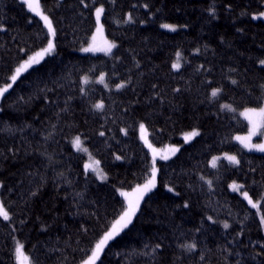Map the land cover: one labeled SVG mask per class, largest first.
<instances>
[{"label": "trees", "instance_id": "trees-1", "mask_svg": "<svg viewBox=\"0 0 264 264\" xmlns=\"http://www.w3.org/2000/svg\"><path fill=\"white\" fill-rule=\"evenodd\" d=\"M40 2L54 51L0 98V201L9 215L0 216V264H19L20 245L29 264H83L127 209L120 191L151 175L141 124L154 145L181 147L157 161V187L96 264H264V154L235 141L249 129L238 111L264 102V0ZM98 6L110 54L82 52ZM0 23L1 88L49 31L21 0H0ZM191 130L199 135L186 143ZM226 153L239 163L213 167ZM89 156L105 180L85 167Z\"/></svg>", "mask_w": 264, "mask_h": 264}, {"label": "snow or ice", "instance_id": "snow-or-ice-1", "mask_svg": "<svg viewBox=\"0 0 264 264\" xmlns=\"http://www.w3.org/2000/svg\"><path fill=\"white\" fill-rule=\"evenodd\" d=\"M25 3L27 4L28 8L32 11L35 12L37 15H39L41 17V19L45 22V25L48 27L49 32L52 33V35H55V29L52 26V21L48 18V16L44 15L42 11H40V4H39V0H25ZM104 9L103 8H97L96 9V18L97 21H99L101 14L103 13ZM260 16H264V13H260ZM129 19H131V17H129ZM102 27V26H101ZM163 27L165 28H169L172 31H175V27L172 25H163ZM100 29L98 28V31ZM93 44L89 45V47L82 49V51L85 52H95V51H104L105 53L110 54L112 48L115 47L114 44L105 41V45L103 47H97L95 45V40L96 37L93 36ZM54 48V45L52 44V42L50 41L47 48L43 49L41 52L36 53L34 56H31L28 58V60H26L24 62V64H22L20 67L16 68L15 70V75L11 76V81L12 83H15V81L17 80V78L21 75L22 72H26L29 68H31L34 64H39L40 60L43 58L44 55L50 53ZM179 56V54H177ZM260 63L262 65H264V60L260 61ZM179 63L173 65V67L175 68H179ZM100 83H104V77L102 76L100 78ZM85 83H88L87 77H85ZM233 83H235V81H233ZM107 87V85H105ZM12 87V84H7L6 86H4L3 88H0V96H3L5 92H7L9 90V88ZM125 87L124 84H120L117 85V88H123ZM219 92V89L217 90H213L212 92V96L215 97ZM95 108L102 110L104 105L102 103L100 104H96L94 105ZM224 107L226 108H230L229 105H224ZM241 115H243L245 117V119H247L249 121V123L252 125V131L249 132L247 137H236V139L238 141L241 142V144L244 145V147L246 148H256L259 151L264 152V144H256L253 145L251 144V137L253 135L256 134V131L260 128H264V106H261L259 108H249L246 109L245 112L241 113ZM140 128L142 131L145 130V126L143 124L140 125ZM101 135H103V133H101ZM199 135V133L197 131H193L191 133H189L185 139H189L190 137H195ZM74 144L77 148L78 151H87L86 148H81V141L79 137H76ZM149 147H151V145H149ZM173 151H176L175 149ZM120 157H117V159H119ZM163 159H167L168 157H162ZM225 159H227L230 163L233 164H238L239 161L236 159L235 156H230L225 154ZM219 159V157L214 158L213 162H212V166L216 167V160ZM96 165L99 164V161L95 162ZM153 164H155V158H153ZM86 168H91L92 171L96 172L97 175H99L101 177V179H103V175L101 174V171L98 170L96 167H94L93 165L89 164V165H85ZM155 172L156 169L153 168L152 171V176L151 178L143 185V186H138L137 189L135 190V193L133 194H129L126 192H121V195L124 196L127 200H128V207L127 209L124 211V213L120 216V218L115 221V223H113L111 229L109 231H107L104 236L98 241V243L95 245V249L92 251V254L90 257H88L87 260H85L83 262V264H96L97 259L99 258V255L101 253V251L103 250V248L105 247V245H107V243L114 239L115 236L119 235V233L121 231H123L124 228H126L131 222H132V218L135 215L136 211L138 210L139 207V203L140 200L143 199V196L150 192L152 190V188L155 187ZM209 184H211V181H208ZM241 186L236 185L235 183H233L232 188L234 191H239V188ZM169 191H171V189H169ZM242 195L248 200V203L252 205V207L254 208H259V204L258 203H254L252 201V199L248 196V193H242ZM134 197V198H132ZM0 216L3 217V219L7 220L9 219V215L7 210L5 209L4 205L2 202H0ZM261 221L264 222V216H261ZM225 228H228L229 225L227 223L224 224ZM159 247V245L157 246ZM185 247H187L189 250L194 249L196 246L195 244H191V245H186ZM23 248V245H20L19 248L17 249V256L18 259H21V264H28V260L29 258L27 256H24L21 249ZM203 259V257H201Z\"/></svg>", "mask_w": 264, "mask_h": 264}, {"label": "rangeland", "instance_id": "rangeland-1", "mask_svg": "<svg viewBox=\"0 0 264 264\" xmlns=\"http://www.w3.org/2000/svg\"><path fill=\"white\" fill-rule=\"evenodd\" d=\"M22 2H24L25 3V0H21ZM26 4V3H25ZM39 4H40V11H42L43 12V14L44 15H46V16H48L44 11H43V9H42V7H41V2H40V0H39ZM26 6H27V4H26ZM27 8H28V6H27ZM97 8H103L102 6H98ZM96 8V9H97ZM29 9V8H28ZM30 10V9H29ZM31 11V10H30ZM32 12V11H31ZM34 15H36L40 20H42L41 19V17L39 16V15H37L35 12H32ZM102 16H103V13L101 14V16H100V19H99V21H97V18H96V27H95V31H94V33H93V35H92V37H91V40L89 41V43L84 47V48H87V47H89V45H91V44H93V36H95L96 37V40H95V45L97 46V47H103L104 45H105V41H107V42H110V43H112V44H114L112 41H110V40H108L107 39V37H106V34H105V29H104V25H103V22H102ZM95 17H96V10H95ZM256 17H259V15H256ZM48 18L50 19V17L48 16ZM51 20V19H50ZM43 21V20H42ZM44 22V21H43ZM44 24H45V22H44ZM166 25H169V24H166ZM52 26H53V23H52ZM102 26V27H101ZM172 26H174V25H172ZM47 27V26H46ZM175 28H177L176 26H174ZM53 28H54V26H53ZM98 28L100 29L99 31H98ZM47 29H48V27H47ZM48 31H49V29H48ZM54 39H55V35L53 36L52 35V33L51 32H49V41H48V44H49V42L51 41L52 42V44L54 45V48H55V43H54ZM48 44L44 47V48H42L41 50H39V51H37V52H35V53H33V54H31V56H34L36 53H38V52H41L43 49H45V48H47V46H48ZM115 45V44H114ZM54 48H53V50L50 52V53H48V54H46V55H44L43 56V58L40 60V62L46 57V56H48L49 54H51V53H53V51H54ZM83 48V49H84ZM112 50H113V48H112ZM111 50V51H112ZM82 52H84V53H90V54H98V53H102V54H108V53H105L104 51H95V52H85V51H82ZM31 56H29V57H31ZM26 60H28V59H26ZM25 60V61H26ZM24 61V62H25ZM24 64V63H23ZM35 65H37V64H34L33 66H35ZM32 66V67H33ZM20 67V66H19ZM30 69V68H29ZM28 69V70H29ZM25 72H22L21 73V75L22 74H24ZM13 75H15V73L13 74ZM20 75V76H21ZM19 76V77H20ZM18 77V78H19ZM17 78V79H18ZM13 84L12 83V81H10L8 84ZM7 85V84H6ZM6 85H4V86H6ZM3 86V87H4ZM3 87H1V88H3ZM10 89V88H9ZM6 93V92H5ZM4 93V94H5ZM2 96H0V98H1ZM225 105H229V104H225ZM230 106V108H227L228 110H234V107L232 106V105H229ZM264 106V105H263ZM226 108V107H225ZM246 109H249V108H246ZM246 109H242V110H240V111H238V114H239V116L241 117V118H243L244 120H246L247 122H248V124H249V130H248V132L247 133H244V134H238L236 137H247L248 136V134H249V132H251L252 131V125L249 123V121L247 120V119H245V117L243 116V115H241V113H243V112H245V110ZM144 125V124H143ZM145 126V125H144ZM193 131H197L198 132V130H191V131H189V132H186V133H184L183 134V140H184V142H190L194 137H190L189 139H185V137L189 134V133H191V132H193ZM139 133H140V137H141V140H142V142L145 144V146L147 147V149L150 151V154H151V158H152V164H153V158H155V164H153V168H155L156 169V172H155V187L154 188H152V190L151 191H153L156 187H157V167H156V165H157V161H159V160H169L170 158H172L176 153H177V151L179 150V148L181 147V145H176V144H168V145H165V146H156V145H154L152 142H151V140H150V137H149V134H148V131H147V129H146V127H145V130L144 131H142L141 130V128L139 129ZM236 137H235V141L237 142V143H239L242 147H244V145L243 144H241V142L240 141H238L237 139H236ZM80 141H81V143H82V140H81V138H80ZM251 144H253V145H256V144H264V128H260V129H258L257 131H256V134L255 135H253L252 137H251V142H250ZM149 145H151V147H149ZM82 146H83V148L85 147V145L82 143ZM246 150H248V151H251V152H256V153H262V154H264V152H262V151H259L258 149H256V148H251V149H249V148H246V147H244ZM176 150V151H173V150ZM227 155H230V156H235V155H233V154H229V153H226ZM168 157L167 159H163L162 157ZM90 157V159H89V161H90V164L91 165H93L94 167H96L98 170H100L101 171V169H100V167H99V164L98 165H96L95 164V162L96 161H98V160H96L95 158H93V157H91V156H89ZM217 157H219V159H217L216 160V164H217V162L219 161V160H227V159H225L224 157H225V154H223V155H219V156H216V157H213V159L214 158H217ZM236 157V156H235ZM213 159H212V162H213ZM237 159V158H236ZM228 161V160H227ZM229 162V161H228ZM153 168H152V170H151V175H150V177H149V179L151 178V176H152V171H153ZM95 173V175L100 179V180H105L106 179V176H105V174L101 171V174L103 175V179H101V177L99 176V175H97L96 174V172H94ZM148 179V180H149ZM147 180V181H148ZM146 183V182H145ZM144 183V184H145ZM143 184V185H144ZM143 185H140V186H143ZM137 188H135V189H133V190H130V191H128V190H121L120 191V194H121V192H126V193H129L130 195L131 194H133V193H135V190H136ZM150 191V192H151ZM150 192H148V193H146L144 196H143V199L150 193ZM240 194H242V192H240ZM122 196V195H121ZM243 196V195H242ZM124 199H126L124 196H122ZM244 197V196H243ZM132 198H134V197H132ZM245 198V197H244ZM142 199V200H143ZM246 199V198H245ZM142 200H140L141 202H142ZM247 200V199H246ZM248 201V200H247ZM126 202H127V207H128V200L126 199ZM140 204V203H139ZM140 206V205H139ZM138 209H139V207H138ZM19 248V246L17 247V249ZM24 255V254H23ZM24 256H26V255H24ZM18 261H19V264H21V259H18ZM28 264H29V261H28Z\"/></svg>", "mask_w": 264, "mask_h": 264}, {"label": "bare ground", "instance_id": "bare-ground-1", "mask_svg": "<svg viewBox=\"0 0 264 264\" xmlns=\"http://www.w3.org/2000/svg\"><path fill=\"white\" fill-rule=\"evenodd\" d=\"M163 23H168V24H172L170 22H163ZM1 24V23H0ZM163 25H166V24H163ZM164 28V27H163ZM168 30H170L169 28H167ZM176 29V28H175ZM172 31V30H171ZM118 210V208L116 209V211Z\"/></svg>", "mask_w": 264, "mask_h": 264}]
</instances>
